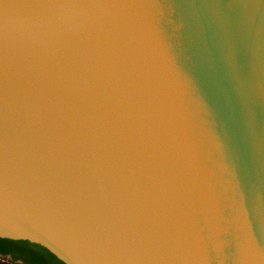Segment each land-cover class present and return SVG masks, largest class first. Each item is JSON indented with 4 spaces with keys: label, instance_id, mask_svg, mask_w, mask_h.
I'll list each match as a JSON object with an SVG mask.
<instances>
[{
    "label": "water",
    "instance_id": "1",
    "mask_svg": "<svg viewBox=\"0 0 264 264\" xmlns=\"http://www.w3.org/2000/svg\"><path fill=\"white\" fill-rule=\"evenodd\" d=\"M0 237L264 264V0H0Z\"/></svg>",
    "mask_w": 264,
    "mask_h": 264
},
{
    "label": "trees",
    "instance_id": "2",
    "mask_svg": "<svg viewBox=\"0 0 264 264\" xmlns=\"http://www.w3.org/2000/svg\"><path fill=\"white\" fill-rule=\"evenodd\" d=\"M6 256L16 264H65L37 243L0 237V258Z\"/></svg>",
    "mask_w": 264,
    "mask_h": 264
},
{
    "label": "rangeland",
    "instance_id": "3",
    "mask_svg": "<svg viewBox=\"0 0 264 264\" xmlns=\"http://www.w3.org/2000/svg\"><path fill=\"white\" fill-rule=\"evenodd\" d=\"M0 264H16L11 262L10 260H6L5 258H0Z\"/></svg>",
    "mask_w": 264,
    "mask_h": 264
},
{
    "label": "flooded vegetation",
    "instance_id": "4",
    "mask_svg": "<svg viewBox=\"0 0 264 264\" xmlns=\"http://www.w3.org/2000/svg\"><path fill=\"white\" fill-rule=\"evenodd\" d=\"M9 260H10V257H9ZM18 262H20V260Z\"/></svg>",
    "mask_w": 264,
    "mask_h": 264
}]
</instances>
